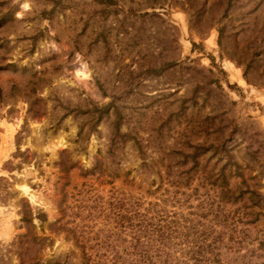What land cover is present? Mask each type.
<instances>
[{"label": "rangeland", "instance_id": "1", "mask_svg": "<svg viewBox=\"0 0 264 264\" xmlns=\"http://www.w3.org/2000/svg\"><path fill=\"white\" fill-rule=\"evenodd\" d=\"M150 250L264 264V0H0V264Z\"/></svg>", "mask_w": 264, "mask_h": 264}, {"label": "trees", "instance_id": "2", "mask_svg": "<svg viewBox=\"0 0 264 264\" xmlns=\"http://www.w3.org/2000/svg\"><path fill=\"white\" fill-rule=\"evenodd\" d=\"M128 135H129L128 133H120V131L117 130L115 135H114V141L117 138V136H120L121 138H126ZM193 148H196V151H194V153H192L193 164L189 168L182 169V174H185V175L182 176L181 178H179V182L190 183L192 181V174H193L194 170H196V166L198 167V165H199V161H196V160H198L197 156L199 154L201 155L202 150L206 151L208 149V147H204V144H201V146L199 145L197 147L193 146ZM188 156L189 155H185V158L181 162L183 165L187 164ZM178 163H180V162H178ZM224 188L228 189L227 187H224ZM221 190H222V193H225V191H223L224 190L223 188ZM229 190H226V192H228ZM124 218L131 220V218H129L127 216H123L121 219L122 222H124ZM131 225L133 226L134 224H131ZM140 229H142V230H140L142 232V234L150 235V233H148V231H145V229H143L142 227H140ZM151 232H152V234L158 233L160 235L159 237L161 238L160 239L161 242L164 243V240L166 238L165 235H167V234L164 231H162V229L156 228ZM206 234L209 235L211 233H206ZM137 242L140 243L139 240ZM151 245H153V244H151ZM192 254H193V256H195L194 253H192ZM154 256L161 257L162 254L160 253V251H158L156 255H152L151 250H150V253H148L147 255H142L144 264H147V263L156 264V263H154ZM200 257L201 256L198 255V251H196V263H200L201 261H203L202 259H198Z\"/></svg>", "mask_w": 264, "mask_h": 264}]
</instances>
